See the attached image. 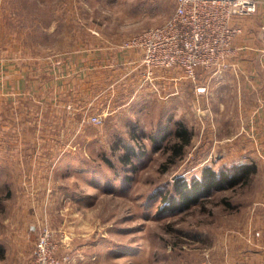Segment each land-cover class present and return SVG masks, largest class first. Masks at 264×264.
Segmentation results:
<instances>
[{
    "label": "crops",
    "instance_id": "1",
    "mask_svg": "<svg viewBox=\"0 0 264 264\" xmlns=\"http://www.w3.org/2000/svg\"><path fill=\"white\" fill-rule=\"evenodd\" d=\"M257 2L256 13L239 20L242 33L234 44L243 49L229 58L230 67L219 73L197 68L195 81L178 68L159 71L147 81L140 57L132 50L115 55L94 52L51 66L40 58L42 65L33 67V57L21 54L23 38L18 32L0 42V188L14 192L16 201V212L2 219L7 239H19L27 229H37L51 197L67 190V173L82 169L104 174L101 168H80V161L89 156L66 147L91 142V137L72 136L78 117L99 113L104 123L120 121L150 98L163 105L167 115L178 112L183 117L193 102L202 107L208 98L210 111L205 112L210 121H216L210 140L221 145L217 156H235L236 144L240 147L234 157L237 163L252 162L263 183L264 67L260 50L264 48V0ZM172 118L178 120L175 115ZM80 193V186L72 189L73 205L90 196L80 198ZM245 208L243 215L235 216V223L214 232L199 261L180 264H264V190ZM71 224L72 264H127L128 252L132 256L140 252L116 243V235L122 233L112 232L110 219L80 217L78 211ZM153 264H160L159 258Z\"/></svg>",
    "mask_w": 264,
    "mask_h": 264
},
{
    "label": "rangeland",
    "instance_id": "2",
    "mask_svg": "<svg viewBox=\"0 0 264 264\" xmlns=\"http://www.w3.org/2000/svg\"><path fill=\"white\" fill-rule=\"evenodd\" d=\"M173 5L174 0H0V42H7L9 34L18 32L25 43L24 47L20 41L21 54L33 57V67L42 65L40 58L51 66L94 52L121 54L126 52L120 46L123 39L162 23ZM159 105L147 99L143 107L138 105V111L112 123H104L101 115L95 125L85 121L93 114L78 117L72 136L91 137V142L66 147L89 156L84 160L78 157L80 168L105 171L103 175L82 169L67 173V190L51 197L50 208L43 210L40 222L47 220L55 231L61 244L59 253L68 258L66 264H72L71 222L78 211L80 217L112 220V232L122 233L113 242L140 250L136 256L128 252L127 264H153L157 258L160 264H180L199 261L214 232L235 223V216L243 215L248 202L264 190V182L259 183V175L252 171L243 186L213 190L204 200L181 211L165 209L163 194L174 179L199 177L204 166L218 171L243 164L234 158L240 152L236 144L235 156H217L216 149L221 145L210 140L216 121H210L205 112L210 105L208 98L203 100V108L193 102L187 117L178 116V112L167 115ZM178 122L187 125L191 136L184 154L172 162L167 156ZM209 122L214 126L208 127ZM239 130L245 133L235 129L237 133ZM11 185L15 187L14 182ZM78 186L80 198L90 196L73 205L70 195ZM5 189L0 188V264H22L33 252L36 230L27 229L19 239H7L2 219L16 212V201L14 192Z\"/></svg>",
    "mask_w": 264,
    "mask_h": 264
},
{
    "label": "built area",
    "instance_id": "3",
    "mask_svg": "<svg viewBox=\"0 0 264 264\" xmlns=\"http://www.w3.org/2000/svg\"><path fill=\"white\" fill-rule=\"evenodd\" d=\"M257 7V0H174L171 14L162 23L126 37L120 46L138 53L147 81L170 68L180 69L184 77L195 81L197 68L219 73L230 67L229 58L243 49L234 44L242 33L239 20L252 17ZM260 54L264 67V48ZM85 121L97 124L100 115ZM54 232L49 222L42 220L36 229L33 254L22 264H66L68 258L59 253L61 244Z\"/></svg>",
    "mask_w": 264,
    "mask_h": 264
},
{
    "label": "trees",
    "instance_id": "4",
    "mask_svg": "<svg viewBox=\"0 0 264 264\" xmlns=\"http://www.w3.org/2000/svg\"><path fill=\"white\" fill-rule=\"evenodd\" d=\"M178 125V126H177ZM173 131L175 140L171 142L167 159L175 162V159L184 154L183 151L189 143L191 131L186 125L178 122ZM141 154V153H140ZM139 155V154H138ZM125 159V155L121 156ZM255 166L243 164L233 165L220 170H215L209 166L201 169L199 177H179L174 179L163 194L167 210H184L204 198L208 197L213 190H223L236 186H243L249 180V174L254 171ZM2 196L0 195V201Z\"/></svg>",
    "mask_w": 264,
    "mask_h": 264
}]
</instances>
